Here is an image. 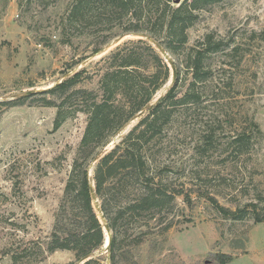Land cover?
I'll list each match as a JSON object with an SVG mask.
<instances>
[{
    "label": "rangeland",
    "instance_id": "obj_1",
    "mask_svg": "<svg viewBox=\"0 0 264 264\" xmlns=\"http://www.w3.org/2000/svg\"><path fill=\"white\" fill-rule=\"evenodd\" d=\"M72 3L0 0V103L10 102L0 104V264H12L6 253L16 247L45 248L87 122L77 106L56 122L49 97L15 95L51 88L82 68L94 73L116 47L146 38L127 32L129 15L93 3L71 16ZM194 15L185 46L199 47L208 33L221 45L204 55L214 79L197 85L201 101L174 115L153 148L166 189L178 195L161 212L121 218L113 254L96 250L95 264H216L209 254L217 252L230 254L229 264H264V223H254L249 212L255 204L264 214V0H212ZM182 53L173 57L184 78ZM96 80L85 73L79 87L96 89ZM142 116L134 115L100 150L107 153ZM217 206L234 212L224 215ZM33 252L17 264L83 263L71 250L44 258Z\"/></svg>",
    "mask_w": 264,
    "mask_h": 264
},
{
    "label": "trees",
    "instance_id": "obj_2",
    "mask_svg": "<svg viewBox=\"0 0 264 264\" xmlns=\"http://www.w3.org/2000/svg\"><path fill=\"white\" fill-rule=\"evenodd\" d=\"M211 1L181 0L175 4L174 0H75L72 3L71 16L93 3L123 16L129 15L127 32L150 36L172 57H178L179 49L183 52L188 77H181L178 59L173 57L177 70L174 82L164 95L142 111L169 81L171 71L156 47L147 38H140L126 41L97 61L94 73H89L86 68L79 69L51 88L38 92L42 97L50 98L48 105L57 106L56 122L61 120L65 108L75 109L76 106L87 115V122L71 164L49 241L45 248L38 242L16 247L6 253L10 263L28 260L34 250H38L42 258L56 250H71L79 261L100 249L105 233L94 209L89 189L91 183L111 231L109 251L112 254L117 245L121 218L134 213L161 212L167 203L175 199L178 191L166 189L161 172L164 165L156 159L153 148L162 144L161 134L174 115L181 110L195 109L199 104L201 93L197 85L214 79L209 77L211 70L204 64V55L219 51L221 41L208 33L199 47L185 46L186 29L196 17L194 12ZM108 41L104 40L102 44ZM101 50L102 45L93 53ZM85 73L88 80L97 77L96 89L79 87ZM54 98L58 103L54 102ZM18 101L21 99L15 102ZM0 104L9 105L10 102ZM137 114L143 116L120 142L92 165L98 150L106 146L111 136ZM91 165L92 176L89 178ZM251 206L249 212L254 223H264V214L256 210L255 204ZM217 207L224 215L234 212ZM237 215V219L242 218V215ZM209 257L216 264H229L232 260L227 253H210ZM97 262L98 259L90 258L82 264Z\"/></svg>",
    "mask_w": 264,
    "mask_h": 264
},
{
    "label": "water",
    "instance_id": "obj_3",
    "mask_svg": "<svg viewBox=\"0 0 264 264\" xmlns=\"http://www.w3.org/2000/svg\"><path fill=\"white\" fill-rule=\"evenodd\" d=\"M140 36H143V37H146L155 47L156 49L159 51V53L161 54V56L165 59V61L167 62L169 68H170V71H171V76H170V79L169 81L167 82L168 85L170 86L175 78H176V75H177V70H176V64H175V61L174 59L171 57L170 53L165 50L156 40H154L153 38H151L150 36H146L145 34H139ZM45 89H29V90H26V91H23L19 94H16L15 97H27V96H31L33 94H36L38 92H41ZM150 105V103H148L144 108L146 109L148 106ZM105 149H102L100 151H98L94 157H93V161L92 163H95L96 161H98L106 152H105ZM88 177L90 178V172L88 173ZM89 189H90V194H91V198L92 200L94 201V205H95V208L97 210V212L99 213L100 215V218L102 219V224H103V229H104V232L106 234L105 236V240H104V244L103 246L101 247L102 249L97 251L96 254H99V253H102L104 251H106L109 247H110V243H111V231H110V228H109V225L108 223L106 222L105 218H104V215L100 209V206L98 204V199L96 197V194H95V190H94V184L91 183L89 185ZM91 258V255H86V256H83L81 258V261L82 262H85L86 260L90 259Z\"/></svg>",
    "mask_w": 264,
    "mask_h": 264
}]
</instances>
